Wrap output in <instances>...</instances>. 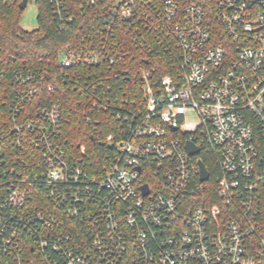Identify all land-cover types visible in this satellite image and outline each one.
<instances>
[{"label":"built area","instance_id":"obj_1","mask_svg":"<svg viewBox=\"0 0 264 264\" xmlns=\"http://www.w3.org/2000/svg\"><path fill=\"white\" fill-rule=\"evenodd\" d=\"M49 7L60 30L75 11L104 10L96 38L58 51L59 68L124 60L116 22L156 44L173 71L158 79L138 71L142 101L116 102L122 139L96 134L114 156L94 175L84 147L74 157L62 142L53 86L29 107L39 98L38 74L16 71L17 90L1 97L0 59V264H261L264 0H214L209 12L175 0H49ZM187 142L198 154H188ZM201 154L217 164L214 196L206 193L210 176L199 179Z\"/></svg>","mask_w":264,"mask_h":264},{"label":"trees","instance_id":"obj_2","mask_svg":"<svg viewBox=\"0 0 264 264\" xmlns=\"http://www.w3.org/2000/svg\"><path fill=\"white\" fill-rule=\"evenodd\" d=\"M175 1L180 5L197 4L205 12L214 8V0ZM35 6L38 11V28L26 32L19 26L21 13L17 10L18 7L14 4H0V59L6 75L1 97H12L17 90L10 83L14 72L38 74L33 84L40 88L37 95L39 98L33 99L27 106L38 107V101L41 104V99L48 97L47 85H52L54 91L50 100L59 102L61 116L65 119L61 130L63 144L74 157H78V145L83 146V159L89 172L101 175L109 167L114 152L100 143L96 134L101 138L113 135L114 141L122 139L116 134L123 128V123L114 114L116 102L128 99L141 103L142 83L138 78V71L154 70L152 76L158 79L162 75L172 74L173 62L156 44H142L140 39L136 40L126 33L119 24L116 27L115 22V29L118 28L117 41L123 42L129 52L124 60L111 67L77 66L63 70L57 66L58 51L65 45L78 46L82 39L96 38L104 10L91 9L83 16L75 11L74 21L66 23L60 30L51 16L49 0H36ZM113 39L116 41V35ZM150 47L155 48L153 53L149 51ZM94 101L98 103L96 109L92 108ZM100 106H105L106 110H102ZM4 113L5 107L1 106L0 118ZM87 118L90 123H87ZM201 159L210 175L206 193L214 196L215 181L219 176L217 164L204 154H201ZM70 225L74 227L73 231L80 229L78 233H83V228L78 227L79 225ZM261 264H264V258Z\"/></svg>","mask_w":264,"mask_h":264},{"label":"rangeland","instance_id":"obj_3","mask_svg":"<svg viewBox=\"0 0 264 264\" xmlns=\"http://www.w3.org/2000/svg\"><path fill=\"white\" fill-rule=\"evenodd\" d=\"M17 10L21 13L19 26L23 31L31 32L38 28V11L34 3H29L25 10Z\"/></svg>","mask_w":264,"mask_h":264},{"label":"water","instance_id":"obj_4","mask_svg":"<svg viewBox=\"0 0 264 264\" xmlns=\"http://www.w3.org/2000/svg\"><path fill=\"white\" fill-rule=\"evenodd\" d=\"M25 5H26V0H22V2L19 5V9L23 10L25 8ZM185 147H186V150H187V152H188V154L190 156L198 154L197 147H195L192 143L187 142ZM198 166H199V170H200L199 171V179H200V181L201 182L208 181L210 175H209V172L206 170L204 164L201 161H199L198 162ZM141 191H142V195L145 196L147 194V192H148L147 186L146 185L142 186L141 187Z\"/></svg>","mask_w":264,"mask_h":264}]
</instances>
